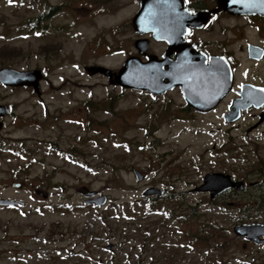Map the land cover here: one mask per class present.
Wrapping results in <instances>:
<instances>
[{"label":"rangeland","instance_id":"1","mask_svg":"<svg viewBox=\"0 0 264 264\" xmlns=\"http://www.w3.org/2000/svg\"><path fill=\"white\" fill-rule=\"evenodd\" d=\"M140 1L0 0V68L46 75L42 98L24 88L0 86V93L32 116L14 135L43 141L35 142L44 159L29 180H50L53 190L46 203L30 188H12L9 169L21 162L0 159V196L26 203L0 207V264H250L253 258L264 264V248L242 249L232 214L221 220L204 213L206 197L193 192L209 172L257 183L244 198L251 203L264 192L262 112L229 124L227 103L207 115L180 112L175 94L157 100L89 76L91 66L118 71L137 54L132 21ZM150 41L151 52L162 47ZM244 46H234L238 83L261 70L247 62ZM134 170L145 179L138 181ZM150 187L170 196L145 198ZM84 188L107 204L86 205ZM242 217L262 222L264 215Z\"/></svg>","mask_w":264,"mask_h":264},{"label":"flooded vegetation","instance_id":"2","mask_svg":"<svg viewBox=\"0 0 264 264\" xmlns=\"http://www.w3.org/2000/svg\"><path fill=\"white\" fill-rule=\"evenodd\" d=\"M180 5L181 13L190 16H195L199 14L207 15V22L203 23L201 21L194 20L197 26L201 27H194L187 24L186 27L189 30L188 33L184 32V34L181 35L180 40L177 43H173V45L169 43V41L158 39V35L156 36V39L154 34L152 33L140 36V38L137 40L142 39L149 41L148 49L145 53L141 54V52H139V50L135 47V49L137 50V54H132V56L138 57L143 61H146L149 56H155L157 62L168 61L170 64H174L178 60L179 55L183 54L185 57L188 58H191L193 54L199 55L206 61L207 65H210V61L213 58L221 59L226 67V70L230 69L233 75L231 87L229 89V92L223 99L215 100L212 103L213 106H211V108L206 111H199L198 109L191 107L187 103L180 82H176V86H174V84L170 80H164L163 84L169 85L171 89L167 91V93H165L163 96L156 97V99L158 100L168 95L171 96L172 94H175L177 96H180L182 99V103L178 105V110L180 112L207 115L208 113L217 111L222 105H225L226 103L229 112L233 101L242 98L241 93L243 91V87L247 85L253 86L255 88L264 89V74L262 73V71H264V17L260 15L247 16L234 15L228 13L220 9L219 0H182L180 2ZM150 39L152 41H155L156 44L162 47H158V50L156 52H151L149 48L151 43ZM238 42L245 44L244 48H242V51L240 52L245 55L247 62L250 63L252 66H259L261 68L259 72H255L252 69L253 78L251 77V79H249L248 81H244L241 83H238L237 80L239 72L238 68L241 63L236 56V50L234 48V46ZM166 69L168 68L166 67ZM245 74L247 75V73H244V75ZM110 84L114 85V81H112V83ZM0 86L4 87L1 84ZM249 89V94L252 97H250V99H247L246 103L250 104V106L248 107V109L243 110L242 112H262V114L260 115V119L263 123L264 103L261 107H258V105L261 102H264V99H262L261 96L264 95V92L251 90V88ZM4 90H6L7 92H15L21 89L4 87ZM22 90H25V92H29L31 95L36 94V97L42 98V89L36 91L33 88H24ZM3 96L4 95H1L0 93V105L8 106V114L0 117V124L2 125L0 129V159L4 158L7 155L9 160L10 158H18L21 162L20 165L9 169V174L13 178L11 187L23 190L26 188H30L31 192L36 195L37 199H42L44 202L47 203L52 197L53 190L51 189V181H46L41 178L39 180V183H34L33 181L29 180V177L32 174V169L36 166V163L41 162L44 159V157H42V150L37 146V144H35V142L41 144L43 141L37 137H35L34 141H32L27 137L17 138L14 135L15 130L29 125L32 116L28 113L19 112L17 104L9 102L8 99H5ZM46 117L47 118H42L43 121L47 120L46 122H49L53 120L48 116ZM38 119H40V117H38ZM12 128L13 130H8ZM39 128L43 129L44 127L43 125H41ZM55 128H57V126ZM30 142L34 143L32 145H29ZM61 153L66 156H69L68 153ZM40 157L42 160H39ZM215 173L222 172H209L206 175ZM223 174L231 176L233 182H244L245 187L242 191H238L234 188L230 189L216 196L215 198H212L211 195L214 192L201 193L206 197V199L204 200L205 203H201V205L206 206V211H204V213H212L213 217L220 218L221 220L224 219V216L226 214H232L234 221H236L234 223L235 226L240 224L257 223L264 225V218L262 222H258V220H255L254 222L251 221L253 217L246 219H243L242 217V215L246 214L247 212H251L252 214L262 213L264 215L263 211L261 210V208H264V204H259L258 202H256V200L254 203H251L253 199H244L246 193L248 192L247 189L250 187H255L256 185L251 186L252 183H250L249 180L246 178L238 177L233 174ZM38 190H42L47 193L48 198L44 199L43 195L38 194ZM240 196L243 197L241 200L235 199L236 197ZM149 198L155 199L156 197L151 196ZM0 199L17 200L14 198L2 196H0ZM22 205V207H25L26 203L23 202ZM207 223L209 222H205V225L206 227H209ZM235 236L242 240L240 243L244 252H249L252 248H264V243H258L254 240H247L245 237H239L237 235ZM259 240H264V237H261ZM214 249L220 250L221 248L216 246ZM252 260H248L250 264H257V262L254 261L255 258H253Z\"/></svg>","mask_w":264,"mask_h":264},{"label":"water","instance_id":"3","mask_svg":"<svg viewBox=\"0 0 264 264\" xmlns=\"http://www.w3.org/2000/svg\"><path fill=\"white\" fill-rule=\"evenodd\" d=\"M181 1L141 0L140 9L133 19L135 31L141 35L153 33L155 38L158 35V39L169 41L173 45V43H177L180 40L184 32L188 33L187 24L201 27L197 26L194 20L203 23L207 22V15L190 16L181 13ZM219 6L220 9L234 15H260L264 17V0H219ZM148 46V40H140L136 44L137 49L141 53H145ZM87 71L91 77L100 74L109 78L110 81L114 80L115 85L132 90L148 91L155 95H164L171 89L169 85L163 84L164 80H170L174 86H176V82H180L187 103L199 111L210 109L215 100H221L227 95L233 76L230 69L226 70L221 59L213 58L210 61V65H207L203 58L194 54L191 58L185 57L184 54L179 55L178 60L174 64H170L168 61L157 62L155 56H149L147 62H143L137 57H132L124 63L118 73L103 66H92ZM43 79L44 74L41 70L24 72L9 68L0 70V84L7 87L27 86L34 87L38 91L41 88V81ZM249 88L264 92V89L255 88L250 85L243 87L242 98L233 101L230 113L225 115V119L229 123L237 122L241 117V111L248 109L250 106V104L246 103V100L252 97L249 94ZM261 96L264 99V95ZM263 103L261 102L258 107H261ZM7 114L8 107L0 105V117ZM1 127L2 125L0 124V129ZM134 173L138 181L143 180V175L138 170H135ZM244 187V182H233L231 176L215 173L205 176L204 184L195 189V191L214 192L211 195L212 198H215L230 189L234 188L242 191ZM163 192L158 189H149L144 195L161 197L163 196ZM38 193L43 195L44 198L48 197L44 191H38ZM81 193L87 197L96 196V192H90L86 188L82 189ZM106 201L107 198L103 196L88 200L86 203L102 206ZM22 204L18 201L0 199V205L12 207ZM233 231L239 237L264 243V240H259L261 237H264V225L262 224H240L236 225ZM111 248L108 247V249Z\"/></svg>","mask_w":264,"mask_h":264},{"label":"trees","instance_id":"4","mask_svg":"<svg viewBox=\"0 0 264 264\" xmlns=\"http://www.w3.org/2000/svg\"><path fill=\"white\" fill-rule=\"evenodd\" d=\"M43 16H45V15H40L39 16V18L41 19V18H44ZM33 21H36V19H34ZM33 25H35V23L33 24ZM32 27H34V26H32ZM170 196V195H169ZM255 200L259 203V204H263L264 203V192L259 196V197H256L255 198ZM193 207V206H192ZM195 208V207H194ZM203 226H204V224H203ZM204 239H205V237H204ZM204 239H199V240H204ZM210 238L207 236V238H206V240H209ZM205 241V240H204ZM203 243H205V242H203Z\"/></svg>","mask_w":264,"mask_h":264}]
</instances>
